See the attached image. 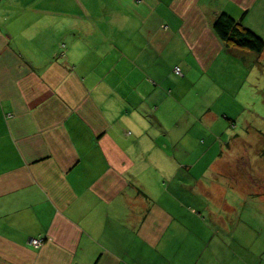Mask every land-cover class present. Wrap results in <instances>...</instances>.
Listing matches in <instances>:
<instances>
[{"label":"crops","instance_id":"1","mask_svg":"<svg viewBox=\"0 0 264 264\" xmlns=\"http://www.w3.org/2000/svg\"><path fill=\"white\" fill-rule=\"evenodd\" d=\"M221 14L264 40V0H0V264H264V50Z\"/></svg>","mask_w":264,"mask_h":264},{"label":"rangeland","instance_id":"2","mask_svg":"<svg viewBox=\"0 0 264 264\" xmlns=\"http://www.w3.org/2000/svg\"><path fill=\"white\" fill-rule=\"evenodd\" d=\"M264 91V88L262 89ZM246 100L241 99L242 101L246 102L247 100L250 101L252 96H244ZM257 98V99H256ZM253 102H258L261 107L259 111L261 116L249 117L247 115L246 120L250 122L252 128L246 127L244 122L245 117H242L239 122H237V128L235 131L237 133L233 134V137L236 138L234 141L235 143L231 146V156L235 158L246 157L248 160L253 162L254 171L257 174L264 176V136L261 133L255 131H262L264 135V93L259 91L256 94L255 99ZM245 106V104L243 103ZM247 107V106H245ZM249 129V131H247ZM238 136H235V135Z\"/></svg>","mask_w":264,"mask_h":264},{"label":"trees","instance_id":"3","mask_svg":"<svg viewBox=\"0 0 264 264\" xmlns=\"http://www.w3.org/2000/svg\"><path fill=\"white\" fill-rule=\"evenodd\" d=\"M213 29L228 48L255 53H261L264 50L263 39L226 14H221L215 19Z\"/></svg>","mask_w":264,"mask_h":264},{"label":"built area","instance_id":"4","mask_svg":"<svg viewBox=\"0 0 264 264\" xmlns=\"http://www.w3.org/2000/svg\"><path fill=\"white\" fill-rule=\"evenodd\" d=\"M175 72L179 73V68L178 67L175 68ZM30 242L35 247H39L42 244L43 239H41V238H32Z\"/></svg>","mask_w":264,"mask_h":264}]
</instances>
